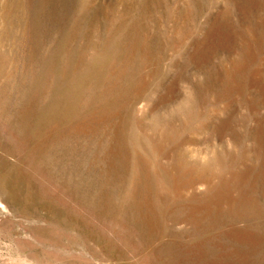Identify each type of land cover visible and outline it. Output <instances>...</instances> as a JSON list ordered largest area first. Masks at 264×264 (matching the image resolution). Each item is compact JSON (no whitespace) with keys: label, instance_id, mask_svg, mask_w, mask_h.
I'll return each mask as SVG.
<instances>
[{"label":"rangeland","instance_id":"rangeland-1","mask_svg":"<svg viewBox=\"0 0 264 264\" xmlns=\"http://www.w3.org/2000/svg\"><path fill=\"white\" fill-rule=\"evenodd\" d=\"M0 264H264V0H0Z\"/></svg>","mask_w":264,"mask_h":264}]
</instances>
